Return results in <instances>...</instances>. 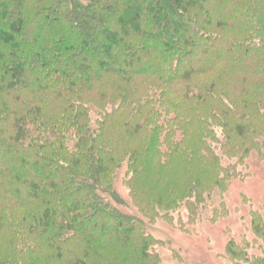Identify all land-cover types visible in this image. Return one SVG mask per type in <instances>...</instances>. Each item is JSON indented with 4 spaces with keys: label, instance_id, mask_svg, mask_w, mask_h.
I'll return each mask as SVG.
<instances>
[{
    "label": "trees",
    "instance_id": "obj_1",
    "mask_svg": "<svg viewBox=\"0 0 264 264\" xmlns=\"http://www.w3.org/2000/svg\"><path fill=\"white\" fill-rule=\"evenodd\" d=\"M264 157V0H0V264H163ZM178 214L179 225H177ZM232 264H264V200Z\"/></svg>",
    "mask_w": 264,
    "mask_h": 264
},
{
    "label": "rangeland",
    "instance_id": "obj_2",
    "mask_svg": "<svg viewBox=\"0 0 264 264\" xmlns=\"http://www.w3.org/2000/svg\"><path fill=\"white\" fill-rule=\"evenodd\" d=\"M243 177L234 178L224 194L228 214L210 220L211 210H205L195 222H190L183 209L185 229L174 227L163 219L149 221L131 204L128 188L123 183L124 168L118 173L115 189L124 200L119 207L146 223L147 231L162 240L157 249L163 264H232L226 256V245L231 238L238 241L252 239L249 212L259 208L264 200V157L253 151L240 167ZM176 223L179 225L178 214Z\"/></svg>",
    "mask_w": 264,
    "mask_h": 264
}]
</instances>
